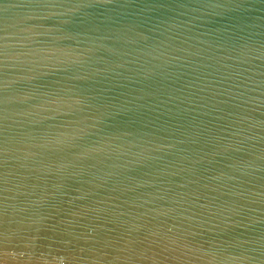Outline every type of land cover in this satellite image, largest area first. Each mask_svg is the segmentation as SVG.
Here are the masks:
<instances>
[{
  "label": "water",
  "instance_id": "obj_1",
  "mask_svg": "<svg viewBox=\"0 0 264 264\" xmlns=\"http://www.w3.org/2000/svg\"><path fill=\"white\" fill-rule=\"evenodd\" d=\"M0 264H264V0H0Z\"/></svg>",
  "mask_w": 264,
  "mask_h": 264
}]
</instances>
